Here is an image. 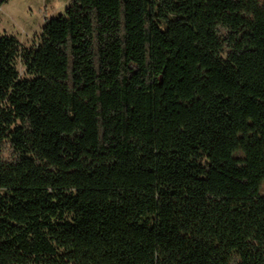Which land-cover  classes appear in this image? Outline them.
<instances>
[{"label": "trees", "instance_id": "16d2710c", "mask_svg": "<svg viewBox=\"0 0 264 264\" xmlns=\"http://www.w3.org/2000/svg\"><path fill=\"white\" fill-rule=\"evenodd\" d=\"M263 182L264 0L0 29V264H264Z\"/></svg>", "mask_w": 264, "mask_h": 264}, {"label": "rangeland", "instance_id": "374dc122", "mask_svg": "<svg viewBox=\"0 0 264 264\" xmlns=\"http://www.w3.org/2000/svg\"><path fill=\"white\" fill-rule=\"evenodd\" d=\"M68 6L70 0H7L0 6L1 32L15 36L22 51L35 49L40 42L45 21L64 15ZM18 70L21 77L30 78L21 57ZM259 195L264 197V182Z\"/></svg>", "mask_w": 264, "mask_h": 264}]
</instances>
